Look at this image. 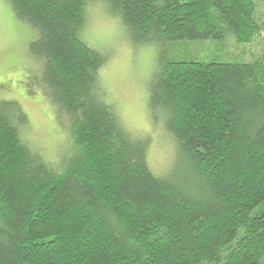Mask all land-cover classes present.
<instances>
[{
  "label": "trees",
  "instance_id": "trees-1",
  "mask_svg": "<svg viewBox=\"0 0 264 264\" xmlns=\"http://www.w3.org/2000/svg\"><path fill=\"white\" fill-rule=\"evenodd\" d=\"M8 1L39 31L30 47L73 153L50 164L21 136L22 107L0 100V264H264V57L161 51L149 105L176 153L158 174L107 99L106 55L80 37L87 4L104 1L137 44H251L264 0Z\"/></svg>",
  "mask_w": 264,
  "mask_h": 264
},
{
  "label": "rangeland",
  "instance_id": "rangeland-1",
  "mask_svg": "<svg viewBox=\"0 0 264 264\" xmlns=\"http://www.w3.org/2000/svg\"><path fill=\"white\" fill-rule=\"evenodd\" d=\"M258 14L264 15V2ZM38 37L39 31L18 19L8 0H0V100H14L22 107L27 122L21 136L50 164L61 168L73 153L70 120L43 80L45 59L31 50ZM80 37L106 55L100 78L107 99L129 130L148 139L149 164L158 174L169 170L176 153L175 141L165 130V117L149 105L152 81L163 63L161 51L167 57L190 53L204 60L264 57L263 38L242 44L232 32L222 40L137 44L120 16L104 1L87 4Z\"/></svg>",
  "mask_w": 264,
  "mask_h": 264
}]
</instances>
